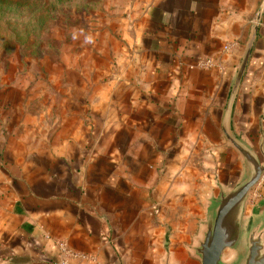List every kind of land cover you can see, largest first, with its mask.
Instances as JSON below:
<instances>
[{
	"label": "crops",
	"instance_id": "crops-1",
	"mask_svg": "<svg viewBox=\"0 0 264 264\" xmlns=\"http://www.w3.org/2000/svg\"><path fill=\"white\" fill-rule=\"evenodd\" d=\"M262 7L233 112L234 132L252 134L264 118V0H155L100 94L66 81L53 125L0 112V264H59L58 242L88 257L69 264H161L179 237L190 248L207 199L243 171L222 118ZM253 193L246 215L264 207V177ZM184 200L191 208L176 209ZM174 211L188 214L182 227ZM189 252H172L174 264H197Z\"/></svg>",
	"mask_w": 264,
	"mask_h": 264
},
{
	"label": "rangeland",
	"instance_id": "rangeland-1",
	"mask_svg": "<svg viewBox=\"0 0 264 264\" xmlns=\"http://www.w3.org/2000/svg\"><path fill=\"white\" fill-rule=\"evenodd\" d=\"M154 1L7 0L0 6V112L15 106L30 112L37 120L45 115L47 124L53 125L59 93L73 88L66 81L75 89L88 88L95 95L100 94L105 86L101 85L102 80L114 76L120 49L135 44V32L144 28L145 15ZM263 120L252 134L236 133L258 152ZM227 147L231 149L228 144ZM229 151L237 155L238 164L243 166L240 156L234 150ZM226 156L227 151L223 163ZM208 174L219 183L218 167L208 170ZM239 178L228 183L233 186ZM184 201L176 209L191 208L189 200ZM187 215L174 211L170 216L177 219L176 226L182 227ZM203 220L192 233L190 248L181 245L179 237L174 249L166 245L164 254L173 252L186 258L190 249L191 259L200 264L193 256V247ZM176 232L183 235L184 230L178 228Z\"/></svg>",
	"mask_w": 264,
	"mask_h": 264
},
{
	"label": "water",
	"instance_id": "water-1",
	"mask_svg": "<svg viewBox=\"0 0 264 264\" xmlns=\"http://www.w3.org/2000/svg\"><path fill=\"white\" fill-rule=\"evenodd\" d=\"M262 11L263 7L233 80L222 118L224 138L240 156L243 171L235 185L220 186L219 196L207 199L205 220L193 247V256L200 264H264V207L260 205L246 215L251 193L264 177V130L261 128L259 152L233 130L234 107L257 39ZM173 261L172 253L167 252L161 264H174Z\"/></svg>",
	"mask_w": 264,
	"mask_h": 264
},
{
	"label": "built area",
	"instance_id": "built-area-1",
	"mask_svg": "<svg viewBox=\"0 0 264 264\" xmlns=\"http://www.w3.org/2000/svg\"><path fill=\"white\" fill-rule=\"evenodd\" d=\"M216 65L215 63L210 59H201L197 63V68L201 70H211ZM258 200V197L253 193L251 204L256 203ZM57 248L59 251V264H69L70 260H87V256L84 254L77 253L69 248V246L64 242H58Z\"/></svg>",
	"mask_w": 264,
	"mask_h": 264
},
{
	"label": "trees",
	"instance_id": "trees-1",
	"mask_svg": "<svg viewBox=\"0 0 264 264\" xmlns=\"http://www.w3.org/2000/svg\"><path fill=\"white\" fill-rule=\"evenodd\" d=\"M5 3H8L7 0H0V6L5 5Z\"/></svg>",
	"mask_w": 264,
	"mask_h": 264
}]
</instances>
